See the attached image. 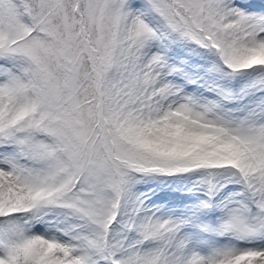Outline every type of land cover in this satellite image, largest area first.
Segmentation results:
<instances>
[{
    "label": "snow or ice",
    "instance_id": "6c2138e0",
    "mask_svg": "<svg viewBox=\"0 0 264 264\" xmlns=\"http://www.w3.org/2000/svg\"><path fill=\"white\" fill-rule=\"evenodd\" d=\"M0 264H264V0H0Z\"/></svg>",
    "mask_w": 264,
    "mask_h": 264
}]
</instances>
